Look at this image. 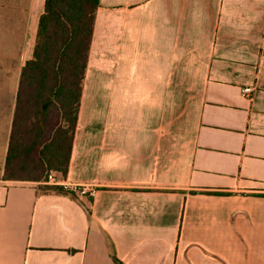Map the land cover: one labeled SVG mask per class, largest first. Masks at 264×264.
I'll list each match as a JSON object with an SVG mask.
<instances>
[{
	"label": "crops",
	"instance_id": "obj_1",
	"mask_svg": "<svg viewBox=\"0 0 264 264\" xmlns=\"http://www.w3.org/2000/svg\"><path fill=\"white\" fill-rule=\"evenodd\" d=\"M44 5L0 0V264H264V0H100L80 202L4 177Z\"/></svg>",
	"mask_w": 264,
	"mask_h": 264
},
{
	"label": "trees",
	"instance_id": "obj_2",
	"mask_svg": "<svg viewBox=\"0 0 264 264\" xmlns=\"http://www.w3.org/2000/svg\"><path fill=\"white\" fill-rule=\"evenodd\" d=\"M99 7L100 0H45L33 57L21 72L6 180L80 202L72 189L46 182L51 173L61 182L68 175Z\"/></svg>",
	"mask_w": 264,
	"mask_h": 264
},
{
	"label": "built area",
	"instance_id": "obj_3",
	"mask_svg": "<svg viewBox=\"0 0 264 264\" xmlns=\"http://www.w3.org/2000/svg\"><path fill=\"white\" fill-rule=\"evenodd\" d=\"M251 94H253V89L252 88H244L242 89V95L244 97H248ZM46 184H57V185H62V182L60 180L57 179V174L56 173H51L48 176V181L46 182ZM74 192H76L78 194V196L80 195H84L85 191H84V187H78V186H74L71 188Z\"/></svg>",
	"mask_w": 264,
	"mask_h": 264
},
{
	"label": "rangeland",
	"instance_id": "obj_4",
	"mask_svg": "<svg viewBox=\"0 0 264 264\" xmlns=\"http://www.w3.org/2000/svg\"><path fill=\"white\" fill-rule=\"evenodd\" d=\"M54 117H55L54 119H56V116H55V115H54ZM57 176H58V175H57Z\"/></svg>",
	"mask_w": 264,
	"mask_h": 264
}]
</instances>
